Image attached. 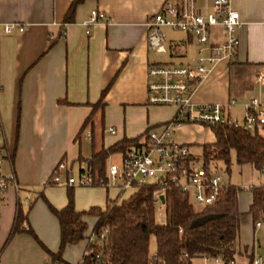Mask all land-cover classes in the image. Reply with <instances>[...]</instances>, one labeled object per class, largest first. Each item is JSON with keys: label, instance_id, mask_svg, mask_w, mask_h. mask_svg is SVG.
Listing matches in <instances>:
<instances>
[{"label": "crops", "instance_id": "0c3cea01", "mask_svg": "<svg viewBox=\"0 0 264 264\" xmlns=\"http://www.w3.org/2000/svg\"><path fill=\"white\" fill-rule=\"evenodd\" d=\"M73 1L0 0V120L5 142L1 171L3 176L14 175L18 185V190L10 187L1 199L0 264H50L48 251H59L60 229L48 205L56 210L67 205L68 187L49 184L58 165L63 162L71 171L76 164L78 174L85 167L79 159H89L101 145L108 148L123 138L134 139L169 124L174 108L146 105L147 67L156 63L194 66L198 58L200 46L195 39L170 29L163 30L162 52L149 49L148 19L166 0H86L76 8L72 23L64 25ZM230 5L242 23L234 65L222 60L214 66L193 95L195 104L225 105L235 100L242 109L249 99L264 98V85L257 82V76L264 74V0H230ZM195 6L202 13L210 12L212 0H195ZM92 10L106 14L107 22L86 26ZM7 24H21L25 30L3 34L1 26ZM211 42H224L220 26L213 28ZM106 89L104 114L97 112L93 131L88 127L77 140ZM237 106L229 112L235 121ZM109 128L115 134L106 143ZM172 140L191 150L195 144L201 148L213 144L215 137L206 126L182 124L174 129ZM73 189L78 212L94 207L105 210L108 200L130 197L103 188L100 194L92 188ZM251 199L250 192L248 209ZM19 208L28 213L35 237L22 232L4 247ZM248 209L246 213L239 209L238 264L264 257L258 237L262 222L256 227L246 215ZM86 222L88 238L95 219ZM88 239L64 249V264L81 263Z\"/></svg>", "mask_w": 264, "mask_h": 264}, {"label": "built area", "instance_id": "2783aa9c", "mask_svg": "<svg viewBox=\"0 0 264 264\" xmlns=\"http://www.w3.org/2000/svg\"><path fill=\"white\" fill-rule=\"evenodd\" d=\"M106 22V14L92 10L86 26ZM216 26H220L224 34V42L219 45H213L211 42V32ZM1 28L3 34L14 31L22 33L25 30V26L21 24H7ZM241 28L239 14L231 8L230 0H212L211 11L207 13H202L196 8L195 0L175 2L166 0L160 10L148 19L149 49L155 53L163 51L164 29L192 36L200 46L194 66L156 63L147 67L146 105L174 108L176 113L173 120L159 131L155 129L148 132L138 145L123 153L110 155L101 179H93L87 170L79 172L76 177L69 176L70 168L62 162L52 175L49 184L68 188H103L108 192H117L120 197L131 196L146 186H154L153 206L156 215L164 214L165 196L170 188H176L184 193L189 203L197 210L213 205L220 191L226 186L221 175L217 171L206 170L194 159L189 146L174 142L172 135L174 129L182 124H197L212 128L229 123L242 126L250 132L264 124V98L254 97L242 105L241 124L229 117L231 108L237 106L235 100H230L225 105L195 104L192 101L193 95L214 66L222 60L231 63L235 59L239 45L237 34ZM257 82L261 86L264 85V74L257 76ZM106 133L113 135L115 130L109 128ZM86 137L90 139L89 132ZM112 156L117 157L112 160ZM4 159V132L0 120V206L4 193L10 187L13 186L18 190L14 175H2L1 166ZM60 172L67 175L65 179ZM261 175L264 178V170ZM262 185L264 186V180ZM161 197L164 199L163 203ZM259 226L260 224L257 223L256 227ZM94 241L95 238L92 236L88 239L85 254ZM185 259H187L186 255L179 264H238L235 258H225L221 255ZM149 264H166V262L154 259ZM252 264H264V257L254 258Z\"/></svg>", "mask_w": 264, "mask_h": 264}, {"label": "trees", "instance_id": "16d2710c", "mask_svg": "<svg viewBox=\"0 0 264 264\" xmlns=\"http://www.w3.org/2000/svg\"><path fill=\"white\" fill-rule=\"evenodd\" d=\"M84 1L86 0L72 2L64 25L72 23L76 8ZM233 61L230 67L234 65ZM106 92L107 89L102 92L100 101L92 106V113L82 125L77 140L88 127L90 133L93 131L92 121L97 112L104 114L103 99ZM211 131L215 142L202 146L200 157H194L206 170H214V163L217 162H223L229 167L230 155L234 152L237 165H250L259 174L262 173L264 124L257 126L253 132L229 123L214 126ZM145 137L146 135L134 139L123 138L108 148L101 145L99 149L92 151L89 159H79L81 163H85V167L79 172L87 170L93 179H101L110 155L127 151ZM154 192V186H146L125 200H108L105 210L94 207L78 212L74 207V189L68 188L67 205L64 209L56 210L48 205L60 229L59 251L55 254L48 251L50 264H64V249L91 236L95 241L89 245V253L84 255L80 264H149L154 259L163 260L166 264H179L185 255V260L204 255L235 258L242 218L238 201L241 188L226 185L216 202L202 210L195 209L184 193L170 188L166 192L164 222L161 224L156 221ZM250 192L252 199L246 215L251 217L254 224L264 223V186L252 187ZM40 198L44 200L42 195ZM27 214L18 209L4 247L19 233L26 232L34 236L28 225ZM88 218H94L95 224L87 238ZM151 238L155 239L156 244L154 255L150 254Z\"/></svg>", "mask_w": 264, "mask_h": 264}, {"label": "rangeland", "instance_id": "374dc122", "mask_svg": "<svg viewBox=\"0 0 264 264\" xmlns=\"http://www.w3.org/2000/svg\"><path fill=\"white\" fill-rule=\"evenodd\" d=\"M242 109L237 106L233 109V117L236 119L238 123H242ZM160 129H158L159 131ZM111 138L109 134L105 133V142L107 143L108 139ZM199 144H195L192 146L191 153L194 156L200 157L202 153V148L198 146ZM117 156H112V160L116 159ZM214 170H216L222 177L224 183H228L234 186H237L242 189V192L239 194L238 201H239V209L241 212L246 213L249 205L250 200V191L249 189L252 187H258L263 183V176L255 171L250 165H237L235 161V153L232 152L230 155V166L227 167L223 162L214 163ZM69 176L76 177L77 176V165H73L71 171L68 174ZM63 177V176H62ZM84 188V187H75V189ZM97 189L96 193L98 192L99 188H92ZM199 210V209H198ZM243 220L248 221V217L244 216ZM157 223L161 224L164 222V215H156ZM262 224V230L259 232V236L261 238L260 244L261 249L264 252V223ZM156 249L155 239L151 238L150 243V254L154 255Z\"/></svg>", "mask_w": 264, "mask_h": 264}, {"label": "water", "instance_id": "95a60500", "mask_svg": "<svg viewBox=\"0 0 264 264\" xmlns=\"http://www.w3.org/2000/svg\"><path fill=\"white\" fill-rule=\"evenodd\" d=\"M160 200H161V202L163 203L164 199H163L162 197L160 198Z\"/></svg>", "mask_w": 264, "mask_h": 264}]
</instances>
